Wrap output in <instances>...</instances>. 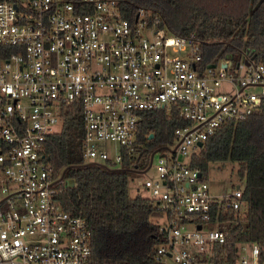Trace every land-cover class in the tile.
<instances>
[{"label": "built area", "instance_id": "1", "mask_svg": "<svg viewBox=\"0 0 264 264\" xmlns=\"http://www.w3.org/2000/svg\"><path fill=\"white\" fill-rule=\"evenodd\" d=\"M263 97L264 51L205 61L194 32L149 22L143 8L125 17L116 0H0V264H95L88 221L62 207V171L46 157L71 107L82 114V159L111 167L137 149L145 110L176 108L187 121L153 153L145 170L155 174L137 181L158 211L147 264H264L257 242L231 246L217 225L243 212V187L214 196L191 164L199 141Z\"/></svg>", "mask_w": 264, "mask_h": 264}, {"label": "trees", "instance_id": "2", "mask_svg": "<svg viewBox=\"0 0 264 264\" xmlns=\"http://www.w3.org/2000/svg\"><path fill=\"white\" fill-rule=\"evenodd\" d=\"M125 17L146 10L149 22L171 32H194L205 61L224 57L247 59L264 51V0H116ZM187 121L176 108L147 109L139 123L138 146L120 167L84 161L80 110L63 113L61 128L46 141V157L56 172L64 170L57 193L62 207L86 217L91 228L95 264H147L160 241L158 211L146 196L128 193V174L145 169L151 152L174 139V129ZM150 134H152L150 136ZM230 160L244 179L243 212L228 210L217 225L227 228L231 246L257 242L264 263V97L245 118L226 121L192 155L191 164L207 171L209 162ZM213 225V222H211Z\"/></svg>", "mask_w": 264, "mask_h": 264}, {"label": "rangeland", "instance_id": "3", "mask_svg": "<svg viewBox=\"0 0 264 264\" xmlns=\"http://www.w3.org/2000/svg\"><path fill=\"white\" fill-rule=\"evenodd\" d=\"M56 128H60V123L56 125ZM113 145L112 143L110 146ZM198 151V150H197ZM182 161H187V155H180ZM238 163L236 161L223 160L209 162L207 168V176L209 182V191L212 195L221 197L223 194H227L236 186L240 184L244 186V179L238 174ZM154 164L148 170L130 171L128 174V193L133 196L136 193H144V189L139 187L137 189V181L144 179L147 176L154 175ZM171 261V258L168 257Z\"/></svg>", "mask_w": 264, "mask_h": 264}, {"label": "water", "instance_id": "4", "mask_svg": "<svg viewBox=\"0 0 264 264\" xmlns=\"http://www.w3.org/2000/svg\"><path fill=\"white\" fill-rule=\"evenodd\" d=\"M152 134H150V136H151ZM198 145H202V142L201 141H199L198 142ZM159 148H161V147H159ZM159 148H156L155 150H153L152 152H151V155H150V158H149V162H148V165L146 166V168L147 167H149V165L151 164V161H152V157H153V153L156 151V150H158ZM145 168V169H146ZM144 169V170H145ZM63 174H64V170L61 172V177L63 176ZM237 186H238V184H236Z\"/></svg>", "mask_w": 264, "mask_h": 264}]
</instances>
